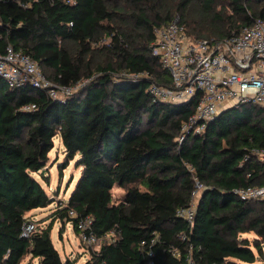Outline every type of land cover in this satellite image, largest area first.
<instances>
[{"label": "trees", "instance_id": "trees-1", "mask_svg": "<svg viewBox=\"0 0 264 264\" xmlns=\"http://www.w3.org/2000/svg\"><path fill=\"white\" fill-rule=\"evenodd\" d=\"M175 17L189 38L222 41L264 19V0H0V55L11 45L55 84L86 80L59 101L0 79V264L27 256L72 264L51 242L53 222L22 236L27 213L53 202L32 174L46 181L56 136L68 161L78 156L80 176L52 219L77 234L76 221L90 216L98 237L114 234L84 264H142L149 248L156 264H264V202L234 194L264 183V162L252 154L264 150V109L232 107L177 142L194 102H153L148 92L151 81L171 87L151 43L154 28ZM140 73L152 80L130 77ZM186 163L206 187L192 227L176 216L193 188ZM114 187L124 192L118 202Z\"/></svg>", "mask_w": 264, "mask_h": 264}, {"label": "built area", "instance_id": "built-area-1", "mask_svg": "<svg viewBox=\"0 0 264 264\" xmlns=\"http://www.w3.org/2000/svg\"><path fill=\"white\" fill-rule=\"evenodd\" d=\"M153 33L152 55L158 59L172 82L171 87L150 82L148 92L153 102H194L192 113L181 124L177 137L179 144L190 136L202 135L206 125L223 110L247 104L264 109V19L256 20L252 26L244 27L238 34H232L222 41L189 38L179 24L178 17L166 25L154 28ZM130 77L152 80L147 73L131 74ZM0 79L9 88L29 86L59 101L76 93L86 83L84 80L67 86L51 82L29 55L11 45L0 55ZM33 109L34 105L23 108L25 111ZM252 154L258 161L264 162V150L254 149ZM246 160L244 158L243 162ZM185 165L192 174L193 188L189 205L177 209L176 216L192 227L199 198L206 187L195 176L193 166ZM234 194L242 201L264 202V183L235 189ZM68 216L71 219L78 217L73 210L68 211ZM92 225L93 219L90 216L76 221L77 236L84 246L98 249L103 242H113V232L98 237ZM35 228L32 222H27L22 236L28 237ZM180 239L184 240L185 235L181 234ZM154 257V252L149 248L144 253L142 264H156ZM188 264L194 263L188 259Z\"/></svg>", "mask_w": 264, "mask_h": 264}, {"label": "rangeland", "instance_id": "rangeland-1", "mask_svg": "<svg viewBox=\"0 0 264 264\" xmlns=\"http://www.w3.org/2000/svg\"><path fill=\"white\" fill-rule=\"evenodd\" d=\"M109 39L103 40V44H108ZM53 149L49 153V161L43 171L46 181L40 178L39 174L33 173V177L37 179L45 189L47 195L53 199V202L46 208L32 210L27 213L28 221L32 222L35 227L53 222L50 233L51 242L54 248L59 253L62 262H72V264H84L90 257V253L97 248H88L84 246L75 231L72 223L68 222L64 227L59 220L52 219V212L56 209L58 202H66L73 191L76 182L80 176V168L76 167L78 156L73 160L68 161L64 154V148L58 136L53 139ZM41 173V172H40ZM113 200L118 202L123 190L114 187L112 190ZM63 228L62 235L59 236V230ZM242 237L248 238L250 241L255 237L254 234H243ZM20 264H39V259H32L29 256L25 257ZM253 264H262L256 262Z\"/></svg>", "mask_w": 264, "mask_h": 264}, {"label": "water", "instance_id": "water-1", "mask_svg": "<svg viewBox=\"0 0 264 264\" xmlns=\"http://www.w3.org/2000/svg\"><path fill=\"white\" fill-rule=\"evenodd\" d=\"M228 109H230V108H228ZM228 109H226V110H228ZM226 110H223L221 113H223L224 111H226ZM43 173V171H41V174Z\"/></svg>", "mask_w": 264, "mask_h": 264}, {"label": "crops", "instance_id": "crops-1", "mask_svg": "<svg viewBox=\"0 0 264 264\" xmlns=\"http://www.w3.org/2000/svg\"><path fill=\"white\" fill-rule=\"evenodd\" d=\"M77 235V234H76Z\"/></svg>", "mask_w": 264, "mask_h": 264}]
</instances>
